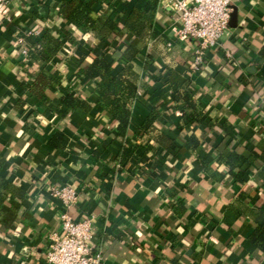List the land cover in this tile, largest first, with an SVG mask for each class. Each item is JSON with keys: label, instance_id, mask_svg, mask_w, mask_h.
<instances>
[{"label": "crops", "instance_id": "crops-1", "mask_svg": "<svg viewBox=\"0 0 264 264\" xmlns=\"http://www.w3.org/2000/svg\"><path fill=\"white\" fill-rule=\"evenodd\" d=\"M60 3L12 0L0 14V175L19 193L0 192V264H47L49 236L60 231L61 208L50 189L65 185L77 192L68 213L74 220L91 219L90 245L104 264H264L248 241L252 221L230 209L238 187L229 178L213 181L201 167L206 163L225 174L222 162L230 154L246 158L251 150L264 152V0H233V26L230 17L227 33L207 52L198 73L190 71L194 45L177 40V16L162 0L151 17V35L132 43L131 60L123 24L129 10L144 3L95 4V15L118 26L116 38L95 44L91 36L74 32L79 46L66 42L65 52L46 67L55 78L50 95L72 94L91 106L90 112L75 110L65 119L29 93L37 65L22 58L24 46L16 42L31 29L68 28L57 14ZM95 59L105 60L113 75L131 65L138 76L139 94L124 138L99 107L95 81L85 75ZM168 70L180 92L196 95L194 109L172 100L176 87ZM152 109L161 115L155 124L159 132L173 140L168 150L153 143L155 132L140 130ZM56 133L66 140L62 150L49 146ZM123 148L131 156L121 166L117 158ZM248 169L243 190L248 208L256 209L264 206V158L241 171ZM179 205L184 212L177 214L173 207ZM9 214L13 222L5 224Z\"/></svg>", "mask_w": 264, "mask_h": 264}, {"label": "trees", "instance_id": "trees-1", "mask_svg": "<svg viewBox=\"0 0 264 264\" xmlns=\"http://www.w3.org/2000/svg\"><path fill=\"white\" fill-rule=\"evenodd\" d=\"M109 0H61L60 6L57 9V14L65 22L68 23V28H61L58 30L44 28L38 39H27V45L34 49L30 59L37 65L35 78L32 85L29 87V93L32 97L43 104H49L50 109L61 119H65L70 113L75 110H80L88 113L91 106L86 100H82L72 94H65L54 98L49 94L51 87L55 85V78L49 76L46 67L59 54L65 52L64 44L70 42L75 46L79 43L75 41L74 32L82 33V38L91 36L95 40V44H111L116 38V31L118 26L109 18L103 15H95L93 7L95 4L107 3ZM144 7L132 8L126 17L123 24L124 39L129 41V46L126 47L128 59L134 57L136 49L133 48L134 41H144L152 33L151 17L153 16L160 0H141ZM85 75L96 83L95 89L98 95V105L103 112H105L111 119H113L119 127V135L124 138L130 127L131 118V104L138 97L137 86L138 76L134 73L131 65L124 67V69L117 75H113L112 68L103 59H95L87 64ZM169 82L176 87V91L171 95L172 100L183 104V108L195 107L196 95L190 91L183 90L180 92V87L176 83V75L168 70ZM56 102V105L53 103ZM184 110V109H183ZM161 120V115L157 109H152L145 119L140 130L144 133H154L153 143L161 147L163 150H168L173 145V140L169 138L156 127V122ZM222 130L226 133L232 132L230 127H223ZM192 148H195L198 143L193 140L189 141ZM66 140L63 136L56 133L49 141V146L55 150H62L65 148ZM106 147V145H103ZM131 156V150L123 148L119 157L117 158L121 166L125 165ZM258 158H264V152L261 156L257 155L251 150L248 157H243L239 153H232L223 159L222 164L227 166L228 171L225 174H220L206 163L201 162V167L205 175L213 181L220 183L226 178H229L233 185L238 187L239 193L236 196L235 202L230 205L231 211L238 217H248L254 229L248 238L249 243L253 249L262 257H264V206L256 209L248 208V195L244 192V186L249 182L251 173L241 171L243 166L250 167ZM221 161V160H219ZM3 166V159L0 158V171ZM231 167L237 168L239 171L234 173L230 170ZM0 192L5 194H14L18 196L19 193L14 190L0 175ZM175 213L180 214L184 209L179 206H174ZM6 222H13L11 215L5 217ZM8 226V225H7Z\"/></svg>", "mask_w": 264, "mask_h": 264}, {"label": "built area", "instance_id": "built-area-1", "mask_svg": "<svg viewBox=\"0 0 264 264\" xmlns=\"http://www.w3.org/2000/svg\"><path fill=\"white\" fill-rule=\"evenodd\" d=\"M11 1L0 0V14L7 10ZM162 4L177 16L178 28L174 34L177 40L190 41L194 45L190 71L200 72L207 52L217 47L228 31L233 0H162ZM40 35V31L31 29L17 38L16 42L24 46L23 59H29L34 51L26 40H36ZM50 195L60 202L61 208L60 231L49 236L47 264H104L101 253L90 245L91 219L74 220L68 213L77 201L76 190L65 185L50 189Z\"/></svg>", "mask_w": 264, "mask_h": 264}, {"label": "water", "instance_id": "water-1", "mask_svg": "<svg viewBox=\"0 0 264 264\" xmlns=\"http://www.w3.org/2000/svg\"><path fill=\"white\" fill-rule=\"evenodd\" d=\"M234 19H235V14H231V23H230V26H233V22H234Z\"/></svg>", "mask_w": 264, "mask_h": 264}]
</instances>
